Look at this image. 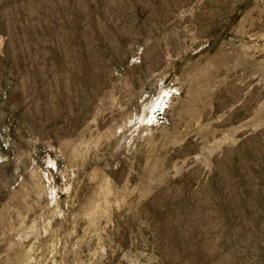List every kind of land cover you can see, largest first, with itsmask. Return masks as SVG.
Segmentation results:
<instances>
[{"label":"rangeland","instance_id":"374dc122","mask_svg":"<svg viewBox=\"0 0 264 264\" xmlns=\"http://www.w3.org/2000/svg\"><path fill=\"white\" fill-rule=\"evenodd\" d=\"M0 264H264V0H0Z\"/></svg>","mask_w":264,"mask_h":264}]
</instances>
